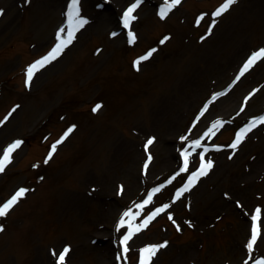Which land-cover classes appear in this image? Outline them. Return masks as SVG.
Masks as SVG:
<instances>
[{
  "label": "rangeland",
  "instance_id": "374dc122",
  "mask_svg": "<svg viewBox=\"0 0 264 264\" xmlns=\"http://www.w3.org/2000/svg\"><path fill=\"white\" fill-rule=\"evenodd\" d=\"M64 1L0 0V121L20 106L0 125V157L11 142L24 141L0 172V204L29 189L0 217V264H58L69 245L65 264H139L141 248L165 240L152 264H249L264 257L259 238L251 254L247 249L257 207L264 237V165L255 170L264 163V123L231 147L264 106V59L231 84L243 61L264 47V13L250 0H237L213 17L224 0H181L161 18L165 0H143L131 43L128 30L111 33L133 0H119L115 8L111 0H81L89 23L36 71L29 87L26 69L57 42ZM152 48L157 51L137 70L134 61ZM214 93L224 94L209 104ZM216 120L225 123L189 149V172H180L183 148ZM72 125L48 160L51 145ZM205 147L214 166L176 200ZM153 188L161 191L153 194ZM148 195L153 200L140 209ZM164 204L170 207L130 239L123 255L116 231L123 212L139 213L135 222H141Z\"/></svg>",
  "mask_w": 264,
  "mask_h": 264
},
{
  "label": "snow or ice",
  "instance_id": "6c2138e0",
  "mask_svg": "<svg viewBox=\"0 0 264 264\" xmlns=\"http://www.w3.org/2000/svg\"><path fill=\"white\" fill-rule=\"evenodd\" d=\"M27 3H31V0H26ZM237 0H224L223 4L215 9L211 16L219 17L226 11L230 9V7L236 3ZM143 3V0H133L132 3L124 10L122 15L123 25L125 28L128 29L127 36L129 42L135 43L137 40V34L135 31L132 30L131 24L133 21L137 19V16L134 15V12L137 10L138 7ZM181 3V0H165L162 6L159 8V15L161 18H165L168 13L175 8L177 5ZM4 10L0 9V15H3ZM205 15H208L207 13ZM203 19V17H201ZM89 23V19L85 16L81 15V0H71V3L68 5L67 10V33L65 35L66 29L61 27L57 32V42L55 43L54 47L51 50L41 57L40 59L36 60L35 62L31 63L27 69V78L26 84L30 87L33 76L37 70L45 67L47 64L51 63L53 60L57 59L63 51L73 43L76 39V33L83 28L86 24ZM216 21H211V27L208 28L209 34H211L212 28L215 27ZM111 35L113 37L117 36L116 32H112ZM169 37L165 36L160 43H164ZM203 39V37H201ZM157 49L152 48L148 50L144 55L138 57L135 61V67L139 70L141 61L148 60L153 53H155ZM264 59V47L259 48L258 50L253 51L250 56L246 59V62L243 63L242 70L240 71V76H243L258 60ZM239 79V77H237ZM224 93H214L211 97L209 104L214 101L220 95ZM19 105L13 107L10 112L5 116L4 121H0V125H2L7 119L19 108ZM102 107L101 104H96L93 111H98ZM208 109L205 108L204 111L200 113L201 116L204 115ZM243 111V109H241ZM264 123V116L254 117L251 123L246 124L245 127L240 128L239 132L235 136V142L231 144L232 148H236L242 141V139L246 136V134L256 126L257 123ZM225 122L223 120H216L210 128H208L207 132L204 135L215 134L214 130L220 126H222ZM75 125H72L65 133L64 136L57 140L56 143L51 145V152L48 154V160L52 158V153H55L57 149V144L62 143L63 139L67 137V135L75 128ZM195 127V125L193 126ZM182 141H187L189 139L188 136H182L180 138ZM155 140V137L150 138L147 143L151 145ZM24 143L23 140L17 139L11 142L6 149L2 151V157H0V172L5 170L7 164H9L12 160V152L19 148ZM201 145L200 139H192L191 144L188 148H183V166L180 168V172L187 173L189 172L190 166V148L195 149ZM217 149L221 147V145H214ZM208 151V148L205 147L203 152H198L197 156L199 157V163L195 166L194 170L191 171L190 175L187 176V182L183 185V187L179 188L175 192V199L179 200L180 197L187 191H190L191 188L198 182L199 178L208 174V171L214 166V161L206 160L205 153ZM151 160V155L148 157ZM47 163V160L45 161ZM147 167V165H146ZM180 172L177 173L179 176ZM176 177H173V180ZM169 183H172V180H169ZM29 189L21 187L18 191L15 192L6 202L0 204V217L7 216L9 211L12 207L19 201L20 197H22L25 193H27ZM161 188H153L152 193H159ZM121 192H123V186H121ZM153 200V195H148L147 199L143 201L142 204H139L138 207L140 209H144L146 205H148ZM170 207L169 204H164L161 207H156L154 211H150L146 218H144L141 222H135L139 213L133 212L131 209L125 210L122 216L118 219L116 225V231L121 233V244L123 246V255L129 252V241L130 239L139 233L142 229L146 228L148 224L160 213L165 212L166 209ZM260 217H261V209L257 207L255 209V214L252 216V226H251V239L247 244V249L249 254H251L252 250L255 246H257L258 238L261 242H264V237H261V228H260ZM168 218L172 220L175 224L177 230H182L181 225L176 222L172 213H168ZM187 223L191 226V221H187ZM127 227L124 229V232H121V229L124 226ZM4 230V225L0 224V231ZM169 241L165 240L162 243H150L140 249L139 252V264H152L153 257L156 256L158 251L161 248L167 247ZM70 251V245L65 246L63 250L58 254V264H65L66 256ZM53 255L56 256V250H53ZM251 259V255H249ZM255 264H264V257L257 259Z\"/></svg>",
  "mask_w": 264,
  "mask_h": 264
},
{
  "label": "bare ground",
  "instance_id": "6f19581e",
  "mask_svg": "<svg viewBox=\"0 0 264 264\" xmlns=\"http://www.w3.org/2000/svg\"><path fill=\"white\" fill-rule=\"evenodd\" d=\"M114 1L116 2V3H114ZM118 1L119 0H111V3H112V6H114V8L116 7V5H117V3H118ZM153 1V0H152ZM154 1H159V0H154ZM65 2V3H64ZM63 2V4L62 5H65V7L64 8H66V6H67V0H65ZM250 3L252 4V7L256 10V12L258 13V14H262V12L264 13V0H250ZM117 9V8H116ZM116 11V10H115ZM116 16H117V13H115L114 15H112L111 16V20H114L115 21V19H116ZM245 61H243V63H244ZM243 76H245V74L243 75ZM243 77L241 76L240 78H239V80H237L236 82H239L241 79H242ZM237 84V83H236ZM222 113H224V114H226V112H222ZM222 117H220L219 119H221ZM168 162H170V161H168ZM263 165H264V163L262 162V163H260V164H258L257 165V167H256V171L257 170H260V168H262L263 167ZM73 203L74 204H78V201L76 200V202H75V200H73ZM99 238H102V237H104L103 236V233L101 234V235H97ZM96 236V237H97ZM119 260V259H118Z\"/></svg>",
  "mask_w": 264,
  "mask_h": 264
}]
</instances>
